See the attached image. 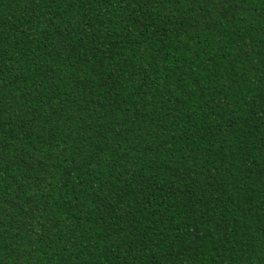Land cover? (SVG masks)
I'll return each mask as SVG.
<instances>
[{"label": "trees", "instance_id": "16d2710c", "mask_svg": "<svg viewBox=\"0 0 264 264\" xmlns=\"http://www.w3.org/2000/svg\"><path fill=\"white\" fill-rule=\"evenodd\" d=\"M0 264H264V0H0Z\"/></svg>", "mask_w": 264, "mask_h": 264}]
</instances>
